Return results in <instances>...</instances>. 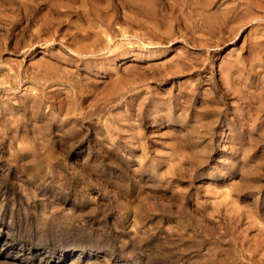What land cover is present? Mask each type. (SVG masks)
Wrapping results in <instances>:
<instances>
[{"label": "rangeland", "instance_id": "rangeland-1", "mask_svg": "<svg viewBox=\"0 0 264 264\" xmlns=\"http://www.w3.org/2000/svg\"><path fill=\"white\" fill-rule=\"evenodd\" d=\"M0 264H264V0H0Z\"/></svg>", "mask_w": 264, "mask_h": 264}]
</instances>
